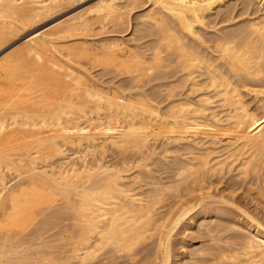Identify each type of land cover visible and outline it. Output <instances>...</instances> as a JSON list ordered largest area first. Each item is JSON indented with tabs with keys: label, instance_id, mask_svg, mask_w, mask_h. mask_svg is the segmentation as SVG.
<instances>
[{
	"label": "bare ground",
	"instance_id": "obj_1",
	"mask_svg": "<svg viewBox=\"0 0 264 264\" xmlns=\"http://www.w3.org/2000/svg\"><path fill=\"white\" fill-rule=\"evenodd\" d=\"M81 1L0 0V49ZM139 1L0 58V264H264V0H146L131 45Z\"/></svg>",
	"mask_w": 264,
	"mask_h": 264
},
{
	"label": "rangeland",
	"instance_id": "obj_2",
	"mask_svg": "<svg viewBox=\"0 0 264 264\" xmlns=\"http://www.w3.org/2000/svg\"><path fill=\"white\" fill-rule=\"evenodd\" d=\"M96 1H98V0H82L79 4L77 3L76 5H74V7L71 6V7H69L68 9L64 10L65 12L62 11V12L60 13L61 15L58 14V15H56V16L50 18V19H47V20H45V21H42V22L40 23V25L37 26L35 29H33V30L29 31V32H26V33H24V34H21V35H20L21 37H20L19 35H18V36H14V37H17V38H14V37H13L14 40L8 42V43H10L9 45L7 44L8 46L5 45L6 47L4 46L3 48L0 49V50H1V51H0V58L3 57V56L8 57V56L6 55L7 52H9V53H13L14 50L16 51V50H18L20 47H22V45L24 44L23 42H25L26 37H28L29 35L33 34V32L35 33V31H36V32H38V31H42V29L45 30V29H47L48 27H50V25L52 26L55 22L60 21V19L62 20V19H64V18L68 17L69 14H71V15H72V14H75V12H78V10H82V8H83V9H84V8L86 9V7H90V6H92ZM144 2H145V4H146L147 6L144 5ZM234 2H235V0L232 1V2L230 1V3H234ZM80 4H81V5H80ZM148 4H149V3H147L146 0H144V1H143V0L139 1V3L136 4V7H134V8L132 9V11L129 13V17H127L128 19L126 18V22H125L123 25H121L120 28H119V27L114 28L115 30H112L113 28H111V29L109 28V30H112L113 32H116V33H114V35L111 34L112 32H110L109 35H113V36H115V37L118 38V39L122 37L121 40H124V41H128V40H129V42L132 43L131 45H133V44H135V43H136V44H138V43H139V44H142V42L144 43L145 41H148V38H147V39H144V41H143V40H139V42L133 40V42H135V43H133L132 40H130V39H132V37L130 36V33H131V32L133 33L134 28L137 26V25H135V24H136V23H137V24H140V20L138 21V16H139V14H140V13L142 14V13H143L142 11H144V13H145L146 10H149V9L151 8V7H150V4H149V5H148ZM78 5H79V6H78ZM139 5H140V7H141V6H144V7H141V8H140ZM70 8H71V9H70ZM138 8H140V9H138ZM135 10H136V11H135ZM139 10H140V11H139ZM63 12H64V14H63ZM130 14H131V15H130ZM136 14H137V15H136ZM63 15H64V17L62 18ZM65 15H66V16H65ZM134 15H135V17H133ZM58 16H59V17H58ZM60 16H61V17H60ZM69 16H70V15H69ZM131 16H132V17H131ZM136 16H137V17H136ZM56 17H58L59 19L56 18ZM53 18H54V19L56 18V19H55L56 21H55ZM129 18H130V19H129ZM135 18H136L137 20H136ZM132 19H133V20H132ZM127 20H128V21H127ZM136 21H137V22H136ZM130 22H132L131 24L135 26L134 28H132V25L130 24ZM135 22H136V23H135ZM138 22H139V23H138ZM126 23H127V24H126ZM128 23H129V25H131V26H129ZM134 23H135V24H134ZM124 25H125V28H124ZM126 25H128V29H127V26H126ZM122 27H123V28H122ZM44 28H45V29H44ZM117 29H119V30H117ZM120 29H123V30L126 31V32L124 33V31H123V30L121 31ZM116 30H117V31H116ZM131 30H132V31H131ZM32 31H33V32H32ZM118 31H119L120 33H122V34H120ZM117 32H118L119 34H118ZM88 33H89V32H88ZM91 33H92V32H91ZM91 33H90V34H91ZM123 33H124V34H123ZM132 33H131V35H132ZM127 35L130 36L131 38L129 37L130 39H128V36H127ZM24 36H25V37H24ZM120 36H121V37H120ZM125 36H126V37H125ZM139 36H140V33H139V34L137 33V34H136V37H139ZM18 37H19V38H18ZM113 38H114V37H113ZM123 38H127V39H123ZM91 39H93V38H91ZM23 40H24V41H23ZM137 40H138V39H137ZM141 41H142V42H141ZM140 42H141V43H140ZM71 44H72V46H73V45L76 46V47L74 46V48H75L76 50L74 49L73 51H74L75 54H77V56L75 55V57H77V58L80 59L79 62L76 61L77 59H76V60H73L74 63H75V64L73 63V65L77 68V70H78V71H79V70H82V72H83V71H85L86 69H90V70H89L90 73H92L94 76L101 75V74H100L101 72L99 71V70H101V67H99V69H98V67H96L95 70H93V69L90 68V64H91L90 61L92 62V56H91V55H88L84 50L81 51V53H83V54H82L83 56L81 55V53H78V52H80V51L77 50V49H79V48L77 47V44H78L77 41H75V42H73V43H71ZM136 44H135V45H136ZM14 47H15V48H14ZM11 51H13V52H11ZM77 51H78V52H77ZM9 53H8V55H9ZM4 54H5V55H4ZM10 55H11V54H10ZM6 57H4L3 59H5ZM80 57L84 60V62H85L87 65L84 64V62L82 61V59H81ZM84 57H85V58H84ZM86 57H87L88 60L86 59ZM89 57H90V58H89ZM45 58H46V57H45ZM73 58H74V57H73ZM1 59H2V58H1ZM3 59H2V60H3ZM89 59H90V60H89ZM27 60L29 61V59H27ZM27 60H26V62H25L26 64L24 63V65H23V66H24V69H23V67H21L22 70H21L20 68L18 69V72H19V73L23 74V72H22L23 70H24V72H25L26 70H28V69H32L33 67H35L34 64H30V63H32L31 60L29 61L30 63H29ZM75 61H76V62H75ZM80 61H81V62H80ZM1 62H2V61H1ZM1 62H0V63H1ZM77 62H78V63H77ZM27 63H29L30 65L28 66ZM46 63H47V62H46ZM46 63H45V62H42V64H40V66L38 65L39 68H40L41 70H43V69L49 70V65H50V63H49V65H46ZM47 64H48V63H47ZM76 64H77V65H76ZM79 64H80V65H79ZM83 64H84V65H83ZM78 65H79V66L82 65L81 68H80ZM83 66H86V67L88 66V67L86 68V67H83ZM29 67H30V68H29ZM82 68H84V69L86 68V69L84 70V69H82ZM96 69H97L99 72H98ZM19 70H20L21 72H20ZM79 72L81 73V71H79ZM19 73H18V75H19ZM25 73H26V72H25ZM96 73H97V74H96ZM102 73H103V72H102ZM21 74H20L19 76H21ZM29 74H32V72H30ZM33 74H35V73H33ZM55 80H56L57 82L60 81V80H58L57 78H56ZM17 134H19V133H17ZM21 134H22V133H20L19 135H21ZM19 135H18V137H19ZM23 135H24V134H22L21 136H23ZM25 135H26V134H25ZM21 136H20V137H21ZM12 137H13V139H14V137L18 138L17 135H16V131H14V133L11 134L10 138H9V136H8V140H9V139L12 140ZM256 208H257L256 204H255V205H254V204H251V206H250V209H251V210L255 209V211H256L257 213H259V214H261V213L263 212L262 208H259V209H256ZM260 209H261L262 211H261ZM257 210H260V212H258ZM53 211H54V210H53ZM53 211H52V212H53ZM263 213H264V212H263ZM263 213H262L260 216L264 215ZM57 221H58V220H57ZM57 221H56V220H51L50 222H55V223H52V224H51V223L49 222V223H50L49 225H48V223H45L44 227H43L42 225L39 226V227H41L40 230H41L42 228H45V231H46L45 233H46V234L43 232L44 230L42 229V232H43V234H45V235H44L45 237L49 236V238H50V237H52V235L55 234L56 236L54 235V238H52V239L54 240L56 237H57V239H58L60 236H62L61 234H64L66 231H68V228L65 226V225L67 224V222H64V223H63V222H57ZM56 223H57V224H56ZM58 223H59L60 225H59ZM61 223H62V224H61ZM68 223H69V222H68ZM54 224H56V225H54ZM64 224H65V225H64ZM71 224H72V223H71ZM71 224L69 223V224H67V225L70 226ZM46 225H48L49 227L46 226ZM50 225H51V228H53V229L56 228V229H55V230L50 229ZM52 225H53V227H52ZM57 225H58L59 227H58ZM63 225L66 227V228L64 227V230L62 229V228H63ZM45 226H46V227H45ZM54 226H55V227H54ZM56 226H57V227H56ZM60 226H61V229H60ZM37 227H38V226H37ZM37 227H36V228H37ZM39 227H38V228H39ZM47 228H49L50 231H48L49 229H47ZM197 228H198V227L191 228L190 231L188 230V231L190 232L191 236H193V235L195 234L194 232L197 231L200 227H199L198 229H197ZM46 229H47V230H46ZM58 229H60V230H58ZM51 230H52V231H51ZM61 230H62V232H61V234H60V231H61ZM192 230H193V231H192ZM47 231H48L49 233H48ZM55 231H56L57 233L59 232V234H58L59 237L57 236V233H55ZM64 231H65V232H64ZM180 231L183 233V232H184V228H181ZM186 231H187V230H186ZM191 231H192V232H191ZM42 232H40V233L42 234ZM52 233H53V234H52ZM66 233H67V232H66ZM49 234H51V235H49ZM183 234H184V233H183ZM190 234H189L188 232H186V233H185V237H189ZM46 235H47V236H46ZM44 236H43V238H44ZM182 236H183V235H182ZM191 236H190V238H192ZM183 237H184V236H183ZM193 237H196V234H195ZM61 238H62V237H61ZM61 238H59V239H61ZM179 238H182V237L180 236ZM59 239H58V240L55 239L56 241H55V240H54V241H50L51 238H50V239L46 238V239H44V240H45V241H46V240H47V241L49 240V242H50L51 245H52L53 242H54V243L56 242V245H58V242H57V241H60ZM44 240H43V241H44ZM45 241H44V242H45ZM197 241H199V242H198L199 244H201V242H202V240H200V239H197ZM51 242H52V243H51ZM54 243H53V244H54ZM60 243L63 244L62 241H61ZM60 243H59V245H61ZM198 243L194 244L193 248H194L195 246L198 247V246H199ZM44 245H48V243H47V244H43V246H44ZM54 245H55V244H54ZM54 245H52V246H54ZM197 245H198V246H197ZM43 246L41 247V250H42V251L46 250V248H48L50 251H52V249L49 248V247H51L50 245H48L46 248H44ZM42 248H43L44 250H43ZM193 248H192V249H193ZM48 249H47V251H49ZM32 250H33V251H32ZM32 250H31V252H34V251H35V249H32ZM189 250H191V249H189ZM58 252H59V251H58ZM178 252H179V250H178ZM180 252H182L181 249H180ZM29 253H30V251H29ZM55 254H56V253H55ZM63 255H64V254H63ZM99 256H100V257H99ZM99 256H98L99 258L97 257L98 259L96 258V259L94 260L95 262L99 261V263L97 262L96 264H100V262H101V264H105V263L108 264V261L104 260V258H106V257H105V256H106L105 253H104V256H102V255H99ZM189 256H190V255H188V257H189ZM102 257H104V258H102ZM107 257H108V256H107ZM100 258H101V259H100ZM100 260H101V261H100ZM94 261H92V262H88V263H89V264H92V263L95 264ZM102 261H103V262H102ZM104 261H105V262H104ZM120 261H121V260H119V261H117V262H120ZM111 264H112V263H111Z\"/></svg>",
	"mask_w": 264,
	"mask_h": 264
}]
</instances>
